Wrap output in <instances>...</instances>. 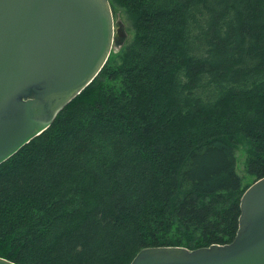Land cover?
<instances>
[{"label": "trees", "instance_id": "16d2710c", "mask_svg": "<svg viewBox=\"0 0 264 264\" xmlns=\"http://www.w3.org/2000/svg\"><path fill=\"white\" fill-rule=\"evenodd\" d=\"M108 2L133 31L120 62L0 164V257L14 264L231 243L264 177V0Z\"/></svg>", "mask_w": 264, "mask_h": 264}, {"label": "water", "instance_id": "95a60500", "mask_svg": "<svg viewBox=\"0 0 264 264\" xmlns=\"http://www.w3.org/2000/svg\"><path fill=\"white\" fill-rule=\"evenodd\" d=\"M127 38L108 0H0V164L49 128ZM239 209L231 243L144 248L130 264H264V177Z\"/></svg>", "mask_w": 264, "mask_h": 264}, {"label": "rangeland", "instance_id": "374dc122", "mask_svg": "<svg viewBox=\"0 0 264 264\" xmlns=\"http://www.w3.org/2000/svg\"><path fill=\"white\" fill-rule=\"evenodd\" d=\"M115 11L118 13V15L120 16V20L123 21L126 25V29L128 31V38L125 42V44L123 45V47H121L118 50H114L111 52V62L113 63H119L121 56L125 50V48L131 43L132 39H133V31L132 28L130 26V23L127 19V16L124 12V10L120 9L119 7H115ZM248 149H249V145L245 140H241L240 143L236 146V157H237V172L238 174L243 178V183H247L248 181H250V178L247 177L246 173H245V161H246V156L248 153Z\"/></svg>", "mask_w": 264, "mask_h": 264}]
</instances>
